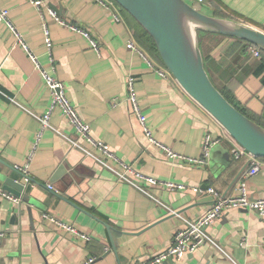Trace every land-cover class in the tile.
Instances as JSON below:
<instances>
[{"label":"crops","instance_id":"1","mask_svg":"<svg viewBox=\"0 0 264 264\" xmlns=\"http://www.w3.org/2000/svg\"><path fill=\"white\" fill-rule=\"evenodd\" d=\"M192 2L202 11L264 31V0ZM0 6L8 9L10 21L41 66L63 82L67 97L90 125L92 135L109 144L114 156L105 157L83 142L85 146L114 168L126 162L145 174L182 183L183 188L172 191L161 184L147 188L190 220L211 205L213 196L206 188L214 187L223 195L236 193L246 160L232 156L222 127L171 74L158 73L157 69L165 68L161 58L141 43L134 20L120 6V20L113 18V8L94 0H43V18L30 0H0ZM47 8L86 28L99 50L86 36L58 22ZM43 22L49 30L50 49L45 45ZM199 30L207 32L202 46ZM232 37L197 30L205 69L217 88L232 93L234 100L254 115L252 119L264 126V84L254 73L258 57L251 54L250 45ZM129 38L149 62L140 51L126 45ZM128 76L134 78L139 106L153 136L163 144L198 156L204 131L221 135V141L210 147L205 165L169 160L162 148L148 141L127 98ZM0 90V170L24 183L23 194L29 198L26 201L20 196L17 204L0 196V264H84L88 257L94 259L87 264H140L171 244L176 230L185 225L180 216L119 180L51 128L43 130L26 173L29 178L18 174L40 127L33 113L47 111L51 92L3 21ZM49 123L64 135L77 138L60 108L51 111ZM247 188L251 197L264 196V165L247 178ZM42 211L73 223L91 239L83 241L63 232L43 219ZM207 231L240 264H264V218L255 210L230 208ZM158 264L232 262L214 246L203 243L172 262Z\"/></svg>","mask_w":264,"mask_h":264},{"label":"built area","instance_id":"2","mask_svg":"<svg viewBox=\"0 0 264 264\" xmlns=\"http://www.w3.org/2000/svg\"><path fill=\"white\" fill-rule=\"evenodd\" d=\"M39 10V14L43 18L44 12L41 9L43 4V0H30ZM101 4L105 8H113L112 16L115 20H120V13L118 11L119 5L114 0H94ZM198 2H202L203 0H197ZM49 14L54 17L61 24L69 26L71 29L83 34L89 39L90 44L96 50H99L98 42L91 36L90 32L74 23H70L61 16H59L55 10L51 8H47ZM0 21H3L7 24V26L12 30L16 41L20 43V45L27 51L29 58L35 65V67L39 70L40 74L43 77L45 85L51 92V101L47 111L43 115H38L33 113V115L39 120L40 127L36 133L35 139L31 145V148L26 156V160L22 166L18 168L23 172L27 173L30 167L31 160L34 156V153L37 149L38 143L41 139L43 130L46 128L53 129L56 133L63 135L70 142L71 147L79 148L85 152L88 156L95 159L99 162L103 167L108 168L118 177L119 180L125 181L135 188H137L142 193L148 195L156 202L160 203L162 206L167 208L169 213L177 214L184 221L185 225L182 228L176 230L173 235V239L171 244L159 251L156 254L151 255L147 260L140 264H158L165 260L178 259L183 256L187 252L194 251L199 245L203 243H209L210 245L217 248L224 256H226L232 264H240L235 258H233L207 231V227L218 217H220L223 212L230 208H246L255 210L260 216L264 218V196L262 197H251L248 193L247 188V178L259 172L263 165L264 161L260 157H256L248 152L245 148L240 146L223 128H222V137L226 136L228 141L230 142V151L232 156L235 159H245L247 162V168L245 174L239 180L237 184V191L231 195H223L214 187H208L206 190L213 196V201L209 208L205 210L198 218L194 220H190L181 216L175 209H172L168 205L161 202L157 197H155L147 188L148 185L161 184L167 190H174L175 188H183L184 185L182 183L174 182L171 180L159 179L153 175L145 174L144 172L136 169L130 163L121 162L119 168H114L104 157H101L99 154L93 152L90 148L85 146L83 142H87L92 145L94 148L98 149L105 157L114 156V152L112 151L109 144L103 142L95 138L92 135L90 125L86 122L79 112L75 105L69 100L66 95L64 84L59 79L50 75L38 62L35 54L29 49L27 43L23 40L20 32L15 28L12 22L9 19L8 9L0 6ZM43 31H44V41L45 45L48 49L51 47V38L49 36V30L45 22H43ZM126 45L129 48L136 49L140 51V53L147 59H149L147 55L141 51L140 47L136 44V42L129 38L126 42ZM250 52L253 56H260V48L251 44L249 46ZM158 73L165 76L166 74H170L166 68L157 69ZM2 93V91L0 90ZM127 98L131 104L132 111L138 118L139 123L142 126L143 132L148 139V141L152 144H156L160 148L163 149L165 155L169 160L184 162L192 165H205L207 163V158L209 155L210 147L221 141L222 137L220 134L217 136H212L210 130L204 131L201 144H200V154L198 156H189L183 153L177 152L173 150L170 146L163 144L159 140H157L148 126L146 122V115L141 111L139 106V101L137 94L134 88V78L132 76H128L127 78ZM60 108L62 114L65 116L69 124L73 127L77 138L72 139L67 135L61 133L57 128H54L49 123V116L51 111L55 108ZM84 153V154H85ZM49 188H52L50 184H48ZM0 196L5 197L14 203L19 204L21 202V197L13 194L12 192L4 189L0 185ZM41 216L43 219L47 220L50 223L56 225L63 232L75 237L77 239L83 241H89L91 239V235L86 233L85 231L76 227L73 223L66 222L57 216L53 215L51 212L42 211ZM3 232H0L2 235ZM244 244V241L242 242ZM94 257H88L84 264L91 262Z\"/></svg>","mask_w":264,"mask_h":264},{"label":"water","instance_id":"3","mask_svg":"<svg viewBox=\"0 0 264 264\" xmlns=\"http://www.w3.org/2000/svg\"><path fill=\"white\" fill-rule=\"evenodd\" d=\"M114 1L150 35L165 68L183 90L240 146L252 155L264 158V126L240 111L212 82L198 46L197 30L234 36L263 51L264 31L202 11L188 0ZM18 174L29 178L22 171ZM0 185L24 200H29L23 194L24 183L1 170Z\"/></svg>","mask_w":264,"mask_h":264},{"label":"trees","instance_id":"4","mask_svg":"<svg viewBox=\"0 0 264 264\" xmlns=\"http://www.w3.org/2000/svg\"><path fill=\"white\" fill-rule=\"evenodd\" d=\"M126 14H129L128 12H126L124 9H122ZM130 15V14H129ZM131 16V15H130ZM132 20H134L138 31H137V36L139 37L138 39L141 41V43L148 47L152 52H154V54L156 55L157 58L160 59L158 51L156 49V46L152 40V38L150 37V35L145 31V29L138 23L136 22V20L131 16ZM239 41L244 42L245 45H251V43H249L246 40L243 39H237ZM161 61V59H160ZM255 74L260 76L261 82L264 84V51L260 49V56L258 57V64L257 67L254 71ZM220 91L223 93V95L231 102L233 103L240 111H242L244 114H246L247 116L251 117L254 119V115L250 114L245 108H243L240 104H238L233 96L232 93H229V91L227 89H223V88H219ZM260 122V121H257ZM264 161V158H261Z\"/></svg>","mask_w":264,"mask_h":264},{"label":"rangeland","instance_id":"5","mask_svg":"<svg viewBox=\"0 0 264 264\" xmlns=\"http://www.w3.org/2000/svg\"><path fill=\"white\" fill-rule=\"evenodd\" d=\"M189 1L192 2V1H194V0H189ZM192 3H193V2H192ZM198 33H199V40H200V43H201V46H202V43L207 39V37H206V33H207V32L199 30ZM227 38L232 39L233 37L227 35Z\"/></svg>","mask_w":264,"mask_h":264}]
</instances>
